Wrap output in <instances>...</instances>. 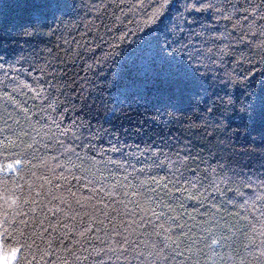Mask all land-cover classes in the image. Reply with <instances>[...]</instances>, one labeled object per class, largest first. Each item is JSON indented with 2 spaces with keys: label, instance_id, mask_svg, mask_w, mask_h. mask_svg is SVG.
<instances>
[{
  "label": "clouds",
  "instance_id": "1",
  "mask_svg": "<svg viewBox=\"0 0 264 264\" xmlns=\"http://www.w3.org/2000/svg\"><path fill=\"white\" fill-rule=\"evenodd\" d=\"M167 2L74 0L18 33L35 47L0 54V264H264V138L244 142L264 84V0L199 6L210 19L188 53L204 71L188 67L216 81L206 110L140 103L202 146L112 131L136 105L114 108L104 89Z\"/></svg>",
  "mask_w": 264,
  "mask_h": 264
},
{
  "label": "trees",
  "instance_id": "2",
  "mask_svg": "<svg viewBox=\"0 0 264 264\" xmlns=\"http://www.w3.org/2000/svg\"><path fill=\"white\" fill-rule=\"evenodd\" d=\"M145 2L148 5L145 9L149 12L156 6V0ZM160 2L164 3V0ZM204 2L168 0L164 14L139 34L135 45L122 53L115 69V83L112 88L104 89L108 92L107 102L114 108L136 105L135 111L112 121V131H118L120 139L158 133L165 136L169 143L189 140L195 146H202L201 141L195 139L199 130L189 135L173 123L165 132L162 122L149 119L139 108L144 102L150 115L155 116H160L169 107L185 113L197 107L203 111L206 110L209 93H218L219 89L213 88L216 81L212 73L199 76L188 67L192 64L188 49L197 47L189 40H201L202 37L194 35L195 30L210 19L209 14L199 8ZM73 3L74 0H0V54L10 58L23 48L35 47L36 40L23 39L18 33L30 27L48 25L58 14H72ZM165 50L171 53L170 57L164 54ZM192 67L197 72L204 71L202 65L192 64ZM257 91L256 110L250 133L244 137V142L250 141L253 136L264 138V84L257 86ZM235 95L239 97L241 91L237 89ZM198 97L204 100V104ZM196 118L199 119V116ZM232 123L240 127L243 118L236 115ZM137 128L141 129L140 133L135 131ZM239 135L237 133V138Z\"/></svg>",
  "mask_w": 264,
  "mask_h": 264
},
{
  "label": "snow or ice",
  "instance_id": "3",
  "mask_svg": "<svg viewBox=\"0 0 264 264\" xmlns=\"http://www.w3.org/2000/svg\"><path fill=\"white\" fill-rule=\"evenodd\" d=\"M140 3H141V5L144 7V8H146L148 5H147V3L145 2V0H140ZM15 254V250L13 251V255Z\"/></svg>",
  "mask_w": 264,
  "mask_h": 264
}]
</instances>
